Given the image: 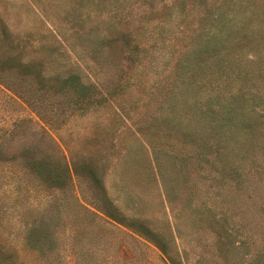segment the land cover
I'll return each mask as SVG.
<instances>
[{
    "label": "rangeland",
    "instance_id": "1",
    "mask_svg": "<svg viewBox=\"0 0 264 264\" xmlns=\"http://www.w3.org/2000/svg\"><path fill=\"white\" fill-rule=\"evenodd\" d=\"M0 264H264V0H0Z\"/></svg>",
    "mask_w": 264,
    "mask_h": 264
},
{
    "label": "trees",
    "instance_id": "2",
    "mask_svg": "<svg viewBox=\"0 0 264 264\" xmlns=\"http://www.w3.org/2000/svg\"><path fill=\"white\" fill-rule=\"evenodd\" d=\"M71 76H72L71 78L69 77L67 80L61 81V87L64 88V87H66L69 84L74 85V83L76 82L75 81V76L74 75H71Z\"/></svg>",
    "mask_w": 264,
    "mask_h": 264
}]
</instances>
